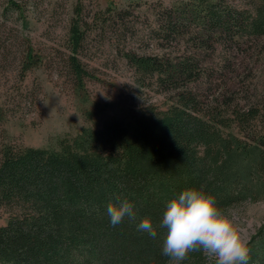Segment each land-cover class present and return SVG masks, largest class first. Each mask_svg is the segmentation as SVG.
Instances as JSON below:
<instances>
[{"label":"trees","instance_id":"16d2710c","mask_svg":"<svg viewBox=\"0 0 264 264\" xmlns=\"http://www.w3.org/2000/svg\"><path fill=\"white\" fill-rule=\"evenodd\" d=\"M9 7L21 11L14 0ZM212 7L206 10L210 25L229 34L233 24L240 25L250 35L264 36L263 7L254 16ZM168 31L175 32V24L170 22ZM83 39L79 23L73 24L74 52ZM32 54L26 71L40 63ZM126 59L141 76H157L161 86L197 76L194 59L170 64L129 53ZM70 66L80 81L91 75L75 55ZM198 105L190 95H181L178 106L166 111L144 107L100 129L85 128L72 140H60L57 148H3L0 209L11 207L15 213L0 227V264H168L162 255L166 229L159 224L174 196L186 188H203L216 195L218 205L231 207L264 174V134L252 147L235 137L225 139L216 126L224 120L209 112L202 116ZM258 114L253 110L238 119L244 125ZM117 196L134 203L135 223L126 218L110 224L106 207ZM144 217L152 219L155 238L137 231ZM250 241L247 264H264V225ZM203 259L201 252H193L184 264Z\"/></svg>","mask_w":264,"mask_h":264},{"label":"rangeland","instance_id":"374dc122","mask_svg":"<svg viewBox=\"0 0 264 264\" xmlns=\"http://www.w3.org/2000/svg\"><path fill=\"white\" fill-rule=\"evenodd\" d=\"M14 1L20 12L0 0V151L57 148L85 128L100 129L144 107L178 106L181 95L195 98L202 116L219 115L225 123L216 126L225 139L252 147L264 134V36L235 24L229 34L210 25L206 11L213 6L224 14L254 16L264 0ZM76 23L84 39L74 52ZM30 51L40 63L26 71ZM127 53L170 64L194 59L197 76L161 86L157 76H141ZM73 55L91 74L82 81L71 70ZM253 110L258 116L243 125L238 116ZM231 208L251 239L264 225V174ZM13 213L11 207L0 209V227ZM200 264L210 262L204 257Z\"/></svg>","mask_w":264,"mask_h":264},{"label":"clouds","instance_id":"9594fccd","mask_svg":"<svg viewBox=\"0 0 264 264\" xmlns=\"http://www.w3.org/2000/svg\"><path fill=\"white\" fill-rule=\"evenodd\" d=\"M112 226L126 218L135 223L133 202L116 197L106 207ZM159 228L166 229L162 255L168 264H184L193 252H201L214 264H247L250 259V238L231 207L217 204V197L203 188H186L166 205ZM137 231L157 236L150 217L137 224Z\"/></svg>","mask_w":264,"mask_h":264}]
</instances>
